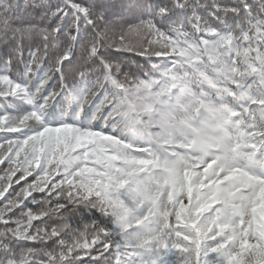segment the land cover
I'll return each mask as SVG.
<instances>
[{
    "label": "snow or ice",
    "instance_id": "snow-or-ice-1",
    "mask_svg": "<svg viewBox=\"0 0 264 264\" xmlns=\"http://www.w3.org/2000/svg\"><path fill=\"white\" fill-rule=\"evenodd\" d=\"M0 264H264V0H0Z\"/></svg>",
    "mask_w": 264,
    "mask_h": 264
},
{
    "label": "trees",
    "instance_id": "trees-1",
    "mask_svg": "<svg viewBox=\"0 0 264 264\" xmlns=\"http://www.w3.org/2000/svg\"><path fill=\"white\" fill-rule=\"evenodd\" d=\"M21 2H23V0H21Z\"/></svg>",
    "mask_w": 264,
    "mask_h": 264
}]
</instances>
